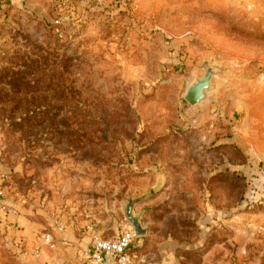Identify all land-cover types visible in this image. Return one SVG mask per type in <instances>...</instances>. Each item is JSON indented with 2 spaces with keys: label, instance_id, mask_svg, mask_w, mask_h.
<instances>
[{
  "label": "rangeland",
  "instance_id": "374dc122",
  "mask_svg": "<svg viewBox=\"0 0 264 264\" xmlns=\"http://www.w3.org/2000/svg\"><path fill=\"white\" fill-rule=\"evenodd\" d=\"M206 66L213 88L190 104ZM262 118L264 0L0 3V168L51 223L63 187L115 235L130 208L145 232L128 264L172 246L183 264H264V205L241 200ZM35 248L0 233V264Z\"/></svg>",
  "mask_w": 264,
  "mask_h": 264
},
{
  "label": "crops",
  "instance_id": "0c3cea01",
  "mask_svg": "<svg viewBox=\"0 0 264 264\" xmlns=\"http://www.w3.org/2000/svg\"><path fill=\"white\" fill-rule=\"evenodd\" d=\"M263 120L264 118H262L261 121ZM258 122L260 123L259 120ZM254 140L257 142L251 143L247 141V146L250 149L256 150L259 159H264L258 153V149L261 147L260 137L258 136ZM242 163L243 166H245V162ZM252 164L254 165V162ZM3 172L4 170L0 168V173ZM4 174V179L0 180V188L4 191L3 196H0V204L3 205V208H0V215L10 222L12 228L17 234L21 235L26 244L30 247H40V256L37 259L31 260L33 264H90L83 253L92 232H96L87 231L85 229V226L90 222L93 223L94 221V226H97L100 231L103 230L107 237H113L115 235V227L109 225L106 217L99 215L96 209L88 210L86 213L83 212L84 209L79 204L80 200L73 198L70 193L64 196V187L58 198L60 197L61 200V211L66 222V227L63 230L52 229L51 218L48 219L46 215L47 212L45 213L43 208L39 206L36 207L32 204L35 201L26 203V200L22 199L24 192L22 187L18 184H16V186L13 185V180H11L13 174ZM243 181L245 182L241 200H244L246 203H251L252 201L256 202L261 192L264 191V166L261 167L255 163L252 168V174L247 176ZM48 189L49 188L46 187H43V189L33 187L30 189L29 193L33 195L40 194L46 198L51 195V197L56 198L54 194H50ZM41 190L42 192H40ZM55 203L56 201L54 199L49 198V200L45 202L46 206L44 208L52 209L51 205ZM38 214H41V216ZM107 223L111 226L108 232L105 230ZM47 231L51 232L52 240L50 244L43 243L42 239L43 233ZM136 255L138 256V254ZM138 257L139 258L135 261H141V264H183L181 256L177 255L175 246H172L168 249L166 254L163 255H157L156 253L151 255L141 254ZM108 264H115L111 257L108 258Z\"/></svg>",
  "mask_w": 264,
  "mask_h": 264
},
{
  "label": "built area",
  "instance_id": "2783aa9c",
  "mask_svg": "<svg viewBox=\"0 0 264 264\" xmlns=\"http://www.w3.org/2000/svg\"><path fill=\"white\" fill-rule=\"evenodd\" d=\"M6 0H0V3ZM5 177L4 173H0V180ZM4 191L0 188V196H3ZM261 205H264V191L259 195V199L256 201ZM0 208L3 205L0 204ZM56 209V208H55ZM54 209V210H55ZM60 212H62L60 210ZM52 229L63 230L66 227V222L62 214L56 215L51 223ZM88 231L93 230L92 222L86 225ZM0 233L6 239L11 238L13 245L19 250L24 248V240L21 235L12 228L10 222L5 217L0 215ZM134 232L132 228H123L113 237H106L96 233H93L87 247L84 250V256L90 264H108V258L111 257L115 264H128L129 263V247L134 239ZM43 243L50 244L52 237L51 232H44L42 235ZM34 255H40V247L34 249Z\"/></svg>",
  "mask_w": 264,
  "mask_h": 264
},
{
  "label": "water",
  "instance_id": "95a60500",
  "mask_svg": "<svg viewBox=\"0 0 264 264\" xmlns=\"http://www.w3.org/2000/svg\"><path fill=\"white\" fill-rule=\"evenodd\" d=\"M215 72H219L218 67L206 66V72L204 76L196 80L188 87L185 98L190 104H195L205 99L206 91H209L213 88V85L210 81L212 74ZM127 212L133 226L134 236L143 234L145 232V229L141 227L138 219L131 214V209L128 208Z\"/></svg>",
  "mask_w": 264,
  "mask_h": 264
}]
</instances>
